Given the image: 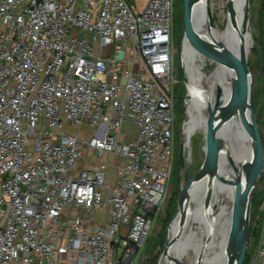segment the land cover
I'll return each instance as SVG.
<instances>
[{"label": "built area", "instance_id": "built-area-1", "mask_svg": "<svg viewBox=\"0 0 264 264\" xmlns=\"http://www.w3.org/2000/svg\"><path fill=\"white\" fill-rule=\"evenodd\" d=\"M173 12L0 0V264H136L173 170Z\"/></svg>", "mask_w": 264, "mask_h": 264}, {"label": "bare ground", "instance_id": "bare-ground-1", "mask_svg": "<svg viewBox=\"0 0 264 264\" xmlns=\"http://www.w3.org/2000/svg\"><path fill=\"white\" fill-rule=\"evenodd\" d=\"M208 2L207 0V4ZM232 5V10L224 15L227 18L225 26L221 28L218 25H211L210 30L207 31L206 19L200 13L202 5L198 4L195 7L192 3L188 4V33L184 37L182 51L184 69L189 80V87H191L192 109L195 116L188 120L186 140L189 139L192 133L196 114L200 110L208 114L207 103L218 100V86H222L226 91L230 84L227 71L220 70L219 66L208 75L201 70V62L205 54L203 51L196 49L194 40H198L200 37L207 39L209 35L222 41L231 53L235 72L239 74L244 69L243 54L247 51L248 40H250L251 45L252 38L241 29L244 0H232ZM189 35L192 40H189ZM194 90H196V94H194ZM234 101V117H236V120L233 117L232 121L224 125L221 131L226 146L224 144V147H222L219 144L215 134L210 137V148L212 150L211 154L204 159L205 170L190 186L189 200L185 207L182 204L183 211L179 212L170 223L168 233V239L170 240L169 254L185 264H224L236 189L240 181V159L235 155L234 148L239 147L246 158L252 156L251 142L244 137L247 118L245 117V105L242 100ZM188 110L189 104L187 113L190 119ZM234 156L239 167V173L235 185L227 192L228 210L223 219H221V214L224 206L212 217L203 219L207 209L216 202L222 191L223 173ZM169 254L168 252H162L158 264H178Z\"/></svg>", "mask_w": 264, "mask_h": 264}, {"label": "rangeland", "instance_id": "rangeland-1", "mask_svg": "<svg viewBox=\"0 0 264 264\" xmlns=\"http://www.w3.org/2000/svg\"><path fill=\"white\" fill-rule=\"evenodd\" d=\"M187 0H174L173 12V75L179 82L174 84V159L173 170L168 180V188L163 204L158 212L152 232L148 235L141 252L138 255L136 264H158L159 258L163 252L167 228L171 221L182 210V204L186 199L187 193L190 192V186L194 183L192 178L200 170L202 161L208 152V135H214L213 124L209 113L206 114L200 110L196 115V121L193 123V130L188 140L187 124L195 116L192 109L193 97L191 99V87L184 70V60L182 43L186 30L185 4ZM211 11V25L223 28L227 21L224 16L232 5V0H208ZM188 10V5H187ZM246 29L251 33L252 43L250 40L247 44L246 56V75L249 77L251 95L254 101L255 109L260 108L256 116L257 136L261 147L264 148V0H250L248 4V13L246 19ZM206 57V55L204 56ZM215 63L208 64L202 70L208 75L215 70ZM196 94V90H194ZM191 100V103H190ZM189 103V115L187 107ZM236 120V117H234ZM87 129V128H86ZM124 135L133 134L132 125H124ZM183 148V160L181 162L179 152ZM263 150V149H261ZM238 166L236 157L229 161L222 176V191L216 202L211 205L203 219L212 217L223 206L221 219L224 218L228 205L227 192L235 185L238 180ZM264 174L257 175L254 179L252 190V202L249 215V233L246 242L245 252L241 264H252L255 252L260 239L262 228L263 210L257 207L258 200L264 192ZM191 183V184H190ZM251 198V199H252ZM217 207V208H216ZM213 209V210H212ZM252 218V219H251Z\"/></svg>", "mask_w": 264, "mask_h": 264}, {"label": "water", "instance_id": "water-1", "mask_svg": "<svg viewBox=\"0 0 264 264\" xmlns=\"http://www.w3.org/2000/svg\"><path fill=\"white\" fill-rule=\"evenodd\" d=\"M250 0H244V10L241 19V29L251 37V33L246 29V19L248 13V4ZM192 3L195 7L198 4H201L200 13L206 19V30H210L211 21L210 15L211 11L207 0H187L185 4V16H186V32L184 37L187 35L188 29V14H187V5ZM233 6L229 5V11H231ZM199 10V9H198ZM235 27V26H234ZM236 28V27H235ZM189 40H192V37L189 35ZM194 46L196 49L203 51V53L211 59L216 67L224 71H227V76L229 79V86L226 91H224L222 86H218V96L215 102L207 103V110L210 115L214 134L219 144L224 147L225 139L221 135V131L224 125L232 121L234 117V100H242L245 105V114L246 123L244 129V137L250 140L252 156L251 158H246L239 147L234 148L235 155L240 159V181L237 185L235 202L233 208V216L231 219V224L229 228L228 240L225 251L224 264H241L244 250L246 247V242L249 233V215L251 207V198L254 179L257 175L261 174L264 167V158L263 151L261 150V144L258 141L257 136V126H256V116L259 114L260 108L255 109L254 101L251 95L249 77L246 75V56L247 53L243 54L244 69L241 73L237 74L235 72L231 53L228 48L223 44L222 41L215 39L213 36L206 38L200 37V39L194 40ZM208 135V152L205 155L207 158L211 154L210 148V137ZM183 148L179 152V157L182 162L183 160ZM205 170V161H202L200 170L192 178L193 180L202 174ZM190 183V184H191ZM189 194L187 193L186 199L183 202V207L186 206L189 200ZM170 227V225H169ZM169 227L167 228V234L165 237L163 252H168L170 240L168 239ZM173 257V255H170ZM178 264H185L183 261H180L176 257H173Z\"/></svg>", "mask_w": 264, "mask_h": 264}, {"label": "crops", "instance_id": "crops-1", "mask_svg": "<svg viewBox=\"0 0 264 264\" xmlns=\"http://www.w3.org/2000/svg\"><path fill=\"white\" fill-rule=\"evenodd\" d=\"M262 149H263L262 151H263V158H264V148H262ZM105 161L108 164V179L110 181H112L113 180V177L115 175V170H116V165H117L116 163L119 162V161L118 160L115 161V159H114V157L112 155H108L105 158ZM262 172L264 174V167H263V171Z\"/></svg>", "mask_w": 264, "mask_h": 264}, {"label": "trees", "instance_id": "trees-1", "mask_svg": "<svg viewBox=\"0 0 264 264\" xmlns=\"http://www.w3.org/2000/svg\"><path fill=\"white\" fill-rule=\"evenodd\" d=\"M252 200H253V198L251 199V201L250 202H252ZM252 219V218H251Z\"/></svg>", "mask_w": 264, "mask_h": 264}]
</instances>
